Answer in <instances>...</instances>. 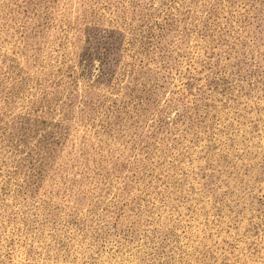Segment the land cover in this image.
<instances>
[{
	"label": "rangeland",
	"instance_id": "374dc122",
	"mask_svg": "<svg viewBox=\"0 0 264 264\" xmlns=\"http://www.w3.org/2000/svg\"><path fill=\"white\" fill-rule=\"evenodd\" d=\"M0 264H264V0H0Z\"/></svg>",
	"mask_w": 264,
	"mask_h": 264
}]
</instances>
